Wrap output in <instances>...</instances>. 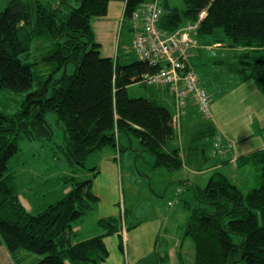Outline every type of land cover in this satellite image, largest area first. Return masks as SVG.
<instances>
[{"label":"trees","instance_id":"obj_1","mask_svg":"<svg viewBox=\"0 0 264 264\" xmlns=\"http://www.w3.org/2000/svg\"><path fill=\"white\" fill-rule=\"evenodd\" d=\"M109 1L75 0L66 14H60L58 4L44 0H9L0 11V89L30 87L37 61L27 60L34 41L46 34L52 43L41 58L51 66L48 77L26 92L16 112L0 111V244L16 264L27 254L24 251L35 254L32 264H102L109 255L103 238L114 232L122 236L113 218H101L98 223L106 233L74 240L75 222L98 200L91 188L93 176L65 177L70 189L36 213L22 204L8 161L18 150L20 137L52 139L47 111L62 123L64 139L56 147L71 165H84L89 153L106 145L123 149L120 132L138 138L140 150L152 156L153 167L175 170L182 165L178 148H166L176 129L171 111L127 91L133 82L154 85L140 77L157 67L141 58L119 62L102 54L95 39L92 19L106 15ZM123 1L125 17L132 19V12L145 0ZM184 4L183 9L162 4L159 27L174 31L194 22L205 8L196 37L213 35L216 41L243 48L238 56L264 95V0H184ZM195 47L196 42L186 51L187 67H192L189 57ZM68 62L74 63L72 72L64 70L53 78L52 72L63 70ZM242 161L258 169V184L246 192L220 172L203 187H193L195 203L186 204L184 227V237L190 238L194 249L192 264H264V149ZM232 234L243 238L234 242Z\"/></svg>","mask_w":264,"mask_h":264},{"label":"crops","instance_id":"obj_2","mask_svg":"<svg viewBox=\"0 0 264 264\" xmlns=\"http://www.w3.org/2000/svg\"><path fill=\"white\" fill-rule=\"evenodd\" d=\"M124 6L123 0H111L106 15L92 19L95 39L101 45L102 54L115 57L119 62L139 58L132 48V21L125 17ZM213 37L198 35L197 47L189 57L191 66L198 74L200 85L209 95L211 116L203 117L196 103L189 99L186 111L176 125L174 137L166 143L167 150L178 148L182 158L180 168L168 170L165 167H153L152 156L149 153L146 155L145 150H140L136 155L132 151L136 150L135 147L124 153L111 146L112 149L105 146L93 151L96 153L92 155L93 164L88 177L93 176L91 188L98 200L92 204V208L83 215L84 217L75 222L74 240L106 233V229L98 223L101 218H113L117 229H120L121 223L126 227L122 236L114 232L103 238L109 255L102 264H184L182 257L186 249L184 231L182 232L184 238L176 240L171 231L172 224L169 220L175 218L178 213L176 210L162 217V213L158 211L145 215L138 208L137 212L132 214L131 206L126 203L124 191L123 203L120 204L118 189L120 165L116 162V155L120 156V161L123 156H128L130 161L135 157L134 161L140 174L137 175V180L143 186L146 185L144 181L146 175L149 176L151 185L153 177L156 181L164 177L161 188L163 191H172V195H180L182 208L186 210L185 215L182 208L180 211L185 223L188 214L186 204H191V199L195 203L193 187H203L216 172L225 175L243 192L258 184L257 167L250 162H243L242 157L264 149V95L248 76L238 56L243 48L229 46L222 39L216 41ZM203 47H207L206 53ZM207 53L213 56L211 61L214 68L204 67L206 62L201 59L206 58ZM132 86L127 87L130 96L147 97L173 113L172 95L166 87L148 85L131 93L129 89ZM187 131L189 137L185 138ZM197 134L204 137V141L194 142ZM216 136H219L223 153L213 151ZM124 137L119 134V142L124 141ZM127 142L130 147L136 145L130 135ZM139 147L138 143V150ZM161 169L166 172L160 171ZM59 177L60 175L56 176L58 187L48 191V196L40 190L34 191L35 186L31 188L32 185L29 183L25 187L28 192L19 194L18 191L24 207L28 211L31 210L30 212H38L63 196L70 189V185ZM173 181L175 184H171ZM150 187L153 192L157 189L155 184V188ZM169 203L173 204V201L169 200ZM88 218L93 223L89 227L86 225ZM121 240L122 247L119 246Z\"/></svg>","mask_w":264,"mask_h":264},{"label":"rangeland","instance_id":"obj_3","mask_svg":"<svg viewBox=\"0 0 264 264\" xmlns=\"http://www.w3.org/2000/svg\"><path fill=\"white\" fill-rule=\"evenodd\" d=\"M9 0H0V11L7 5ZM53 6L59 5L58 12L60 14H66L71 6L75 5V0H44ZM163 5L167 3L169 6H176L180 9L184 8V0H162ZM220 29V28H218ZM134 34V31H133ZM222 34V32H221ZM220 38V37H216ZM52 43L49 39V36L43 34L41 37H38L32 46V55H30L27 61H37L32 65V69L35 73L33 78V82L30 87L23 91H16L9 87H3L0 89V111L5 114H12L16 112L20 108L21 101L23 100L26 92L30 90L36 89L40 84L39 81H44L48 74L52 71L50 64L47 61L41 60L42 56L46 55V51L49 50ZM133 48V47H132ZM130 48V49H132ZM134 49V48H133ZM194 48H191L193 51ZM204 52L207 50V47H203ZM135 50V49H134ZM206 53V52H205ZM208 54V53H207ZM208 54L206 58H203L205 63L204 67L214 68L212 65L213 56ZM215 55V52H214ZM209 58V59H208ZM74 68L73 62H68L66 68L63 70H56L52 72L53 78H58L62 75L63 71L66 70L67 73H71ZM130 85H133L129 91L132 93L133 91H137L138 89H143L146 87L145 84H139L137 82H133ZM51 87H48L47 95H50ZM138 97V96H133ZM172 97V96H171ZM174 103V101H173ZM211 116V115H210ZM46 118L51 122L53 128V136L51 140H42V139H27L25 137H20L18 139V150L15 152L13 156L8 161V172L13 173L14 175V184L19 191V194L22 192H28L25 189L26 185L29 183L32 185L31 188H34V191H41L48 196V191L53 188H57V175H60L59 178L75 177L76 179H85L88 177V174L91 172V164L92 163V155H95L96 152H91L85 158L84 165H71L67 162L63 153L57 150L56 144L62 143L64 139L63 135V126L61 122H57L56 115L54 112L47 111ZM120 135L126 137L128 140V135L125 132H120ZM131 138L134 141L133 146H129L127 140L120 142L121 153L126 151H131L137 155L139 150L137 149V145L139 143L138 138L130 133ZM189 137V131L185 134V138ZM184 138V134H183ZM204 137L196 135V139L194 142L201 143L204 141ZM105 147V146H104ZM109 149H112L110 146H107ZM135 147V148H133ZM146 155L148 152L145 151ZM129 160L128 156L121 157L116 155V162L120 165V172L118 176V189L120 193V204L123 203V198L125 193L126 203L131 206V213L134 214L137 212V208L140 212L148 215L150 212L158 211L162 213V216H166L171 213L172 210H176L178 213L175 218L169 220V223L172 224V233L173 238L179 239L180 237L184 238V227H185V218H182L181 208H182V200H179L180 195H172V191H163L161 187H163V182L165 180L164 177L152 181V185L149 180V176L146 175L144 178L145 184L142 185L137 180V175H140L137 171L136 161ZM120 161V162H119ZM166 172L165 170H160ZM156 186V191L153 192L151 187ZM171 184H175L173 181ZM177 184V183H176ZM148 185V186H147ZM155 188V187H154ZM26 190V191H24ZM180 194V193H179ZM187 195V194H186ZM169 200L173 201L169 203ZM191 202L194 203V200L191 199ZM180 208V209H179ZM31 211V210H29ZM184 215L186 214V210L182 208ZM188 212V211H187ZM31 213H36V211H32ZM164 213V214H163ZM84 217V216H83ZM81 219V218H80ZM89 220L86 222L87 227L91 226L93 223ZM184 223V225H183ZM178 225H182L181 227H177ZM183 232V235H182ZM74 238V237H72ZM232 238L234 242H240L242 240V235L232 234ZM186 246L183 253V261L185 264H192L194 249L192 242L189 237H185ZM188 250V251H187ZM187 251V252H186ZM24 256L21 258L18 264H32V260L34 259L35 254L24 251ZM0 264H16L15 261L9 255L7 249L3 244H0Z\"/></svg>","mask_w":264,"mask_h":264},{"label":"built area","instance_id":"obj_4","mask_svg":"<svg viewBox=\"0 0 264 264\" xmlns=\"http://www.w3.org/2000/svg\"><path fill=\"white\" fill-rule=\"evenodd\" d=\"M162 14L161 0H145L131 14L132 47L139 58L147 60L157 70L141 74V81L146 84L163 85L168 89L174 101L172 117L176 126L185 113L188 100L192 99L203 117L211 115V103L207 91L200 85L198 74L192 67H187L186 51L196 42L199 20L206 14L201 9L194 22L188 21L178 29L168 32L158 25ZM213 151L223 153L219 136L213 141ZM121 225V233H125Z\"/></svg>","mask_w":264,"mask_h":264}]
</instances>
